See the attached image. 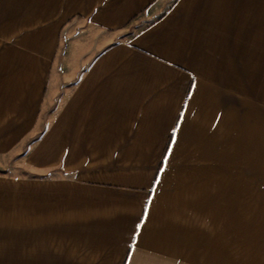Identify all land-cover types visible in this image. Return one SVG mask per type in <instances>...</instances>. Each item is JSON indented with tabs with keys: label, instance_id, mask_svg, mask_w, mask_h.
<instances>
[{
	"label": "crops",
	"instance_id": "1",
	"mask_svg": "<svg viewBox=\"0 0 264 264\" xmlns=\"http://www.w3.org/2000/svg\"><path fill=\"white\" fill-rule=\"evenodd\" d=\"M262 137L264 0H0V264H212Z\"/></svg>",
	"mask_w": 264,
	"mask_h": 264
},
{
	"label": "rangeland",
	"instance_id": "2",
	"mask_svg": "<svg viewBox=\"0 0 264 264\" xmlns=\"http://www.w3.org/2000/svg\"><path fill=\"white\" fill-rule=\"evenodd\" d=\"M81 29H90V26L85 24ZM69 48L70 45L66 40H61L59 42V47L54 57V64L61 65L75 62V57L65 54ZM41 115L42 119H40L39 122V130H36L37 135L44 130V119L47 114L45 115L44 112ZM35 139L38 138H31V142ZM262 145H264V137H262ZM29 147L30 144L28 141V145H22L10 153H0V176H45L51 175V173L54 175L60 171V169L46 170L43 167L35 166L30 161V156L28 154ZM262 156H264V154H262ZM262 165H264V162H262ZM261 178L260 202L255 201L254 205V201L245 200L243 203L244 209L240 208L238 211L237 208H233L237 202L229 203V227L231 229L236 226L237 223L239 227L243 226V238H239V242L235 239L232 241L230 238L229 247L214 248L212 264H264V168L261 169ZM247 196L246 194V197ZM240 203L241 202H239V204ZM258 203L260 206L259 209L257 206ZM237 213L239 217L235 216ZM242 214L243 216H240ZM2 252L3 250L0 249V253Z\"/></svg>",
	"mask_w": 264,
	"mask_h": 264
},
{
	"label": "snow or ice",
	"instance_id": "3",
	"mask_svg": "<svg viewBox=\"0 0 264 264\" xmlns=\"http://www.w3.org/2000/svg\"><path fill=\"white\" fill-rule=\"evenodd\" d=\"M139 227V226H138Z\"/></svg>",
	"mask_w": 264,
	"mask_h": 264
}]
</instances>
